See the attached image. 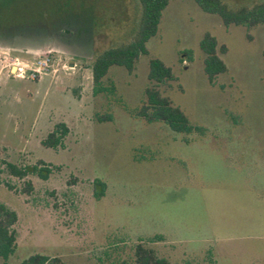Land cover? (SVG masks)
<instances>
[{"label":"rangeland","instance_id":"1","mask_svg":"<svg viewBox=\"0 0 264 264\" xmlns=\"http://www.w3.org/2000/svg\"><path fill=\"white\" fill-rule=\"evenodd\" d=\"M138 16L136 0H0V161L58 166L45 180L27 175L26 194L0 163V202L18 215L16 249L0 264L33 253L133 264L134 245L154 235L162 240L146 244L172 264H204L208 254L217 264H264V25L224 26L193 0H169L148 53L131 72L110 66L103 84L113 93L93 94V56L129 41ZM205 32L227 47L219 54L227 69L212 84L199 48ZM46 56L52 62L36 77L12 73L15 58ZM153 57L174 76L161 94L204 134L133 115ZM107 113L112 120L98 121ZM57 122L68 127L62 144L41 145ZM95 178L106 184L99 199Z\"/></svg>","mask_w":264,"mask_h":264},{"label":"trees","instance_id":"2","mask_svg":"<svg viewBox=\"0 0 264 264\" xmlns=\"http://www.w3.org/2000/svg\"><path fill=\"white\" fill-rule=\"evenodd\" d=\"M139 16L132 38L124 43L110 46L99 51L93 56L91 64L92 92L113 93L114 86L104 85L103 78L112 65L122 66L128 72L134 69L135 63L140 55L147 54L146 42L153 37L158 30V25L162 12L168 5L169 0H136ZM204 12L216 14L221 19L224 26L244 25L252 27L257 24L264 25V0L256 2L250 6H231L224 0H193ZM199 48L204 53L203 71L209 83H213L218 74L226 71V65L219 54L227 51L225 44H218L215 36L205 32L199 40ZM191 50H183L181 54H190ZM262 79L264 81V47L262 49ZM191 59V56L188 55ZM147 79L149 84L144 88V99L141 104L134 109L133 115L147 123L161 122L171 131L176 133L204 134L203 126L190 123L185 113L180 107L173 105L171 100L161 94L159 85L174 79L172 69L158 58H150L148 62ZM112 120L111 114L99 115L98 121ZM68 133V127L64 122H57L53 129L41 140V145L49 148H56L62 144L63 138ZM7 174L23 180L22 191L29 194L33 189L31 180L26 179L27 175H36L40 179H47L53 169L52 166L41 159L34 164L18 165L10 161H0ZM0 168V184L3 183ZM8 188H12L9 183L4 182ZM105 182L99 178L93 179V195L99 199L104 195ZM18 215L15 210L0 202V258L7 260L15 251L17 243L16 223ZM162 240V236L154 235L147 241L140 239L133 247V264H172L169 260L161 257L150 247L147 242ZM210 253V252H209ZM20 264H69L57 256H47L41 253H33L23 259ZM182 264H190L185 261ZM204 264H217L215 259L208 254Z\"/></svg>","mask_w":264,"mask_h":264},{"label":"built area","instance_id":"3","mask_svg":"<svg viewBox=\"0 0 264 264\" xmlns=\"http://www.w3.org/2000/svg\"><path fill=\"white\" fill-rule=\"evenodd\" d=\"M52 62L51 58L49 56L44 57V59L36 58L32 63H22L17 58H15V61L12 62V67L14 70H12V73L15 74V76L20 78H25L27 76V72L30 73V77L34 78L38 74H40L42 71L41 69H46V67ZM63 68H73L71 65H63Z\"/></svg>","mask_w":264,"mask_h":264},{"label":"flooded vegetation","instance_id":"4","mask_svg":"<svg viewBox=\"0 0 264 264\" xmlns=\"http://www.w3.org/2000/svg\"><path fill=\"white\" fill-rule=\"evenodd\" d=\"M34 47H37V46H34ZM8 48H11V47H8ZM44 48H47V47H44ZM12 49V48H11ZM28 49V48H27ZM35 49H37V48H35ZM26 51H29V50H26Z\"/></svg>","mask_w":264,"mask_h":264}]
</instances>
